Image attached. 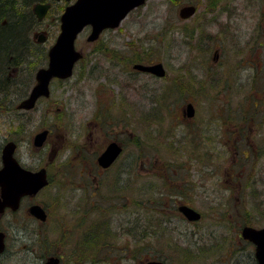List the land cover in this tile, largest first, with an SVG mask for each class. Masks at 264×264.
<instances>
[{
	"label": "rangeland",
	"instance_id": "rangeland-1",
	"mask_svg": "<svg viewBox=\"0 0 264 264\" xmlns=\"http://www.w3.org/2000/svg\"><path fill=\"white\" fill-rule=\"evenodd\" d=\"M56 2L55 6L68 3ZM216 2L215 10L207 11L211 0H147L120 26L103 31L99 40L89 42L88 29L79 35L76 46L84 52L85 60L76 65L70 79L53 84L52 101L30 110V121L23 128H27L28 137L46 118L61 116L68 121V136L77 127L84 136L100 132L105 137L113 132V136L125 141L131 131L132 143L127 142L126 150L132 154L133 181L123 192L126 206L119 201L122 204L116 205L118 212L113 216L102 210L82 211L90 205L85 196L87 188L76 186L66 177V184L62 185L60 178V187L51 189L50 201L55 210L52 219L38 225L49 231L41 236L16 234L14 264H39L42 252L52 248L57 240L68 244L65 253L71 260L77 259L82 250L74 249L82 235L93 228L89 225L93 220L100 222L102 217L111 220L110 235L104 239L111 244L106 248L117 245L118 249L97 256L96 264H117L119 255L126 253L125 245L129 246L127 251L131 247L128 256L121 260L126 264H141L150 257L168 264H256L254 245L243 239L241 231L246 224L264 225V150L260 152L264 143V0ZM187 3L196 4L198 11L185 20L180 18L179 9ZM58 32L59 21L46 16L31 36H49L50 41L41 45L46 48ZM216 49L219 53L214 60ZM104 51L108 56H119L113 60ZM151 58L164 63L167 76L159 78L132 70L131 62ZM30 68L31 64L25 65V77L21 79L27 77ZM189 84L192 87L183 92ZM173 87L182 91H172ZM119 101L125 105H119ZM189 101L197 112L186 125L179 118ZM253 104H257L256 120L250 114ZM100 109L112 113L111 125H96ZM244 115L248 117L245 129L249 135L245 140L237 131ZM146 122L157 141L165 138L158 133L163 122V134L171 128L175 139H180L178 145L169 147L170 151L160 144L156 149L143 136ZM22 149L30 161V146L25 143ZM38 154L41 155L39 151ZM163 167H175L176 178L169 179V172ZM152 172L154 175L149 176ZM80 175L70 178H87L83 172ZM255 179L260 183H255ZM113 180L111 173L106 189ZM149 180L165 191V186L172 188L174 182L190 184L186 195L190 205L202 213V219L189 222L176 211L179 203L149 198L151 193L141 189ZM44 194L36 200L44 198ZM77 209L80 216L76 215ZM36 224L32 220L31 227L37 228ZM156 228L155 237L152 231ZM118 232L121 235L116 237ZM144 235L148 237L144 239ZM135 241L145 243V250L143 245L142 249L137 247ZM93 250L101 253L95 247Z\"/></svg>",
	"mask_w": 264,
	"mask_h": 264
},
{
	"label": "flooded vegetation",
	"instance_id": "flooded-vegetation-1",
	"mask_svg": "<svg viewBox=\"0 0 264 264\" xmlns=\"http://www.w3.org/2000/svg\"><path fill=\"white\" fill-rule=\"evenodd\" d=\"M56 7L55 3L51 2V7L49 8L47 13V16L52 17L54 22L56 20L57 14ZM132 11H130V13ZM197 11L198 6L196 12L190 18H192L197 13ZM43 20H45V18L42 20H38L37 26L40 25ZM89 28L90 27L87 26L85 29L89 30ZM40 35L41 33H38L37 36L34 33V35L30 37V41L32 42V44L30 46L29 53L31 57L24 60L23 66L18 68L16 67L15 63L5 71L4 75L0 76V170L4 167V154L6 147L9 144L11 148V156L14 160L13 171L11 176H9L13 180V187L9 188L6 185V187L4 188L0 182V242L4 243V246L0 248V264H14V260L16 259V234H33L34 236H41L45 234V231H49L48 228L44 229L39 227L38 225L45 224L50 221V218L52 219V214L55 210L53 208L54 204L52 203V201H50V195H52L51 189H53V187H56L57 185L60 187V178H62L64 181V178L66 177L76 186L87 188L85 196L88 199L90 205L89 207H83L80 210H86L87 212L102 210L105 213H110L111 216H113V213L118 212V210L115 209L117 204L119 205L123 203L124 206H126V197L123 192L124 189L131 186V182L133 181L132 154L126 150L127 142L130 144L132 143L131 131H129L128 135H125V141L115 135L113 136V132H108L107 136L105 137H102V134L100 132L96 134L88 132L86 136H84V134L79 131L77 127H73L71 130V134L68 136L65 134V127L69 125L68 121L61 116H52L46 118V120L41 123L42 126L39 129L32 131L28 137L25 135L27 133V128L24 129L23 125L30 121V116H28L27 113H29L30 110L35 109L40 103H45L46 105H48L52 101L53 84L55 82L62 83L70 79L74 75L76 65L85 60L84 52L81 49H78V47L76 46L78 51L82 53V57L78 59L77 63H75L72 76H53L49 80L48 84L49 95H40L36 99L35 105L31 108L21 107V103L30 96L33 88L38 83L37 72L42 68L48 67L49 64L48 51L51 44L46 48H44V46L42 47L41 45L47 43L48 39L50 41V38L49 36L47 37L45 35L44 40L41 41ZM100 36L101 35H99V37L94 40H88L87 36V40L89 42H95L100 39ZM37 45L39 48L34 52V49H36L35 46ZM218 53L219 50L216 49L213 57L214 60L218 56ZM105 54L107 55L106 52ZM117 54L119 53H114V55L107 56L114 60L115 57L119 56ZM32 57L34 59H32ZM157 62L159 61L153 58L144 62L135 60L131 62L133 66L132 70L136 73H147L159 78L167 76V73L165 76H158L154 73L139 70L134 67V64L136 63L154 64ZM28 63L32 65V68H30L29 72L26 74L27 77L21 79V77H25V74H22V72L25 65H27ZM82 75L84 74H81V76ZM178 87H181V85H179ZM191 87L192 84H189L184 90L186 91ZM177 88L173 87L172 91H182V89L177 90ZM23 89L24 91L21 92ZM16 92H18V94H16ZM156 102L157 105H160V102H158V100ZM189 103L190 101L187 102L185 108L183 107L182 116H180L179 118L180 120H183L181 122H184L186 125H188L186 122L191 123V121L189 120H192L196 116L197 112L195 107L194 115H188L187 106ZM242 104H244V102ZM119 105L125 104H122L119 101ZM127 106L128 105L126 104V110ZM155 109H157V106L155 107ZM126 110L124 113L125 116L127 115L128 117V112ZM241 112H243V109ZM111 118V112L100 109L97 112L96 121L94 122L98 127H101V122H105L109 126L112 124V122L110 121ZM256 118L257 116L252 117L251 119L256 120ZM240 119V125L237 129L238 134L243 137V140H245L246 138L249 139V135L245 129L247 124L246 119H248V117L242 116ZM148 124L149 122H146L144 130L145 135L143 136H146V140H149L150 144H155L156 149H158L160 145H165L167 151H170L172 148L169 147L178 145V141L180 139H175V132L170 131L171 128L167 133L163 134V122H160L158 128V133L160 134V136L162 137V135H164L165 137L163 141H157V135H153V133L149 132ZM195 126L197 125L195 124ZM42 132L44 133V136H38ZM76 133L77 135L79 133V135L75 137L74 135ZM53 134L56 135L55 139L53 138ZM138 138L141 139L140 136ZM165 139H168L170 141L166 143ZM141 142L143 143L142 139ZM25 143L30 146L31 153L27 154V158H32L30 161L26 160V157L23 153L22 147H24ZM261 147L262 148L260 149V152L264 150V143H261ZM160 150L161 149H159V151ZM38 151L41 155L38 154ZM35 156L39 158L38 163H35ZM16 161L25 170L31 172H36L42 168H45L48 177V184L46 186H43L37 193L23 194L18 205H16ZM150 168L153 169L156 167ZM163 168L167 172H169V179L174 180L176 178L175 167ZM80 172H83L87 178H84L82 180H72L70 178V175L75 178L77 176L82 177L80 175ZM111 173H114L113 184L108 186V189H106ZM153 173L155 172H152L149 176L154 175ZM156 175H158L157 172ZM261 178L264 179V171L261 174ZM254 182L260 183L258 179H255ZM63 184H66V182L64 181L62 185ZM171 186L172 188L169 189H167V186H165V189L168 191H165L164 188L163 190H160L161 186H157L154 181L149 180L143 184L141 189L143 192L144 190L150 192L151 195L149 198H153L156 201L162 200L165 203H179L177 207H175V209L180 213V206L182 204L191 206L190 199L188 198V195H186V190H190L191 186L187 183L177 184V182L171 183ZM162 191L166 192V194H163ZM43 192H45L44 198L41 196L39 201H37V196L42 195ZM46 195L48 199L46 198ZM10 196L12 197L11 199L9 198ZM101 199L103 201H108L109 204H104ZM116 201H118V203H116ZM119 201L124 202L120 203ZM36 204L40 205L45 210L47 215L45 221H41L36 215L32 213L31 208ZM112 207H114V210L111 209ZM80 210L77 209V216H80ZM21 220H23V222H21ZM32 220L36 221L37 228H35V226L31 227ZM67 231H69V229H67ZM58 241L60 240H57L52 248L47 249V251L45 252H42L39 264H43V262H45L51 256H57L59 258L60 264H76L74 260L70 259V255H66L65 253V248H68V244H64L63 241L57 243ZM128 247V245H125L124 250L126 253L124 255H119V262H117V264H126L122 263L121 260L127 257L128 253L131 251V247L127 251ZM117 249V245L110 246L111 251ZM255 262L256 264H258L256 258Z\"/></svg>",
	"mask_w": 264,
	"mask_h": 264
},
{
	"label": "water",
	"instance_id": "water-1",
	"mask_svg": "<svg viewBox=\"0 0 264 264\" xmlns=\"http://www.w3.org/2000/svg\"><path fill=\"white\" fill-rule=\"evenodd\" d=\"M145 2L146 0H75L67 5L60 16V32L48 51V67L37 72L38 83L33 88L30 96L21 103V107L31 108L40 95H49L48 84L53 76L68 77L72 75L76 61L82 57V53L76 49L75 41L87 25L91 26L88 40H94L99 37L104 29L119 26L133 8L143 5ZM49 7L50 4L38 3L34 7V12L39 18H43ZM196 9L197 6L194 4L184 5L179 9V16L183 19L190 18L196 12ZM40 37V40L43 41L45 35L41 34ZM134 67L158 76H165L167 73L162 62L154 64L136 63ZM187 109L188 115L193 116L195 111L193 103L190 102ZM40 135L44 136V133L42 132L38 136ZM13 165L14 160L11 156L9 144L4 154V167L0 170V182L4 188L6 185L9 188L13 187V180L9 177L12 174ZM47 184L48 177L45 168L31 172L25 170L16 161V205H18L23 194L37 193ZM180 210L189 220L201 218V213L189 205L182 204ZM31 211L41 220H46V212L40 205L32 206ZM242 236L255 244V256L258 264H264V225L256 227L246 224L242 228ZM2 246H4V243L0 242V248ZM43 264H60V261L57 256H51ZM145 264L166 263L149 260Z\"/></svg>",
	"mask_w": 264,
	"mask_h": 264
},
{
	"label": "trees",
	"instance_id": "trees-1",
	"mask_svg": "<svg viewBox=\"0 0 264 264\" xmlns=\"http://www.w3.org/2000/svg\"><path fill=\"white\" fill-rule=\"evenodd\" d=\"M211 1L212 3L209 4L211 5V8L210 10L207 9V11L215 10V6L217 5L216 1L221 0ZM36 2H53L55 4L57 3L55 0H0V76L4 75L5 71L15 63L16 67H22L24 60L26 58L31 57L29 53L30 46L32 44V42L30 41V37L32 31L35 29L38 23L37 17L32 10V6ZM59 4L61 3L58 2V5ZM63 7L64 5L62 4L56 7V23L59 19V13L63 9ZM261 42L260 44H262ZM36 50L37 49H34V52ZM184 91L185 90L183 89V92ZM256 106L257 104H253L250 110V114L252 117L258 116V113L256 112ZM101 220L102 221L100 222H97L98 220H93L89 224L93 228H89V230L84 232L80 243L78 244V246L75 247L74 251L78 252L80 248L82 250L81 254L78 255V258L74 260L76 264H87L86 262H89L92 259L94 261L93 264H96L97 256L102 255L103 252H111L110 248H106L111 243L108 241L104 242V239L108 235H110L111 220L109 221L107 218L104 217H102ZM141 227L145 229L144 225H142ZM152 232L156 237L157 228L154 229ZM161 234L162 232L160 233V236ZM120 235L121 232H118L116 237H119ZM132 236L134 237L133 232ZM147 237L148 236L144 235V239H146ZM135 245H137V247H140L141 249L143 245V250H145V243L141 244L139 241H135ZM94 247L95 250L101 251V253L98 254V252L94 251ZM186 256L189 257L190 255Z\"/></svg>",
	"mask_w": 264,
	"mask_h": 264
}]
</instances>
